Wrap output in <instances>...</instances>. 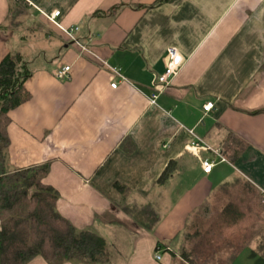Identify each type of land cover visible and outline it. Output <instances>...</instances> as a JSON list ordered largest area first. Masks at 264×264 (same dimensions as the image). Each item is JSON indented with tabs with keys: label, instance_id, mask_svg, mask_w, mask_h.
Listing matches in <instances>:
<instances>
[{
	"label": "crops",
	"instance_id": "1",
	"mask_svg": "<svg viewBox=\"0 0 264 264\" xmlns=\"http://www.w3.org/2000/svg\"><path fill=\"white\" fill-rule=\"evenodd\" d=\"M15 1L0 0V25ZM156 1L26 0L18 28L0 32V61L19 50L33 71L31 98L9 113L7 167L50 162L43 182L59 192V212L106 241L104 258L28 264H171L158 242L178 239L201 203L235 178L264 194V0ZM74 26L93 55L62 30ZM170 47L185 63L159 93ZM196 137L226 160L190 149ZM205 158L215 161L210 173ZM260 247L245 248L243 262L264 260Z\"/></svg>",
	"mask_w": 264,
	"mask_h": 264
},
{
	"label": "trees",
	"instance_id": "2",
	"mask_svg": "<svg viewBox=\"0 0 264 264\" xmlns=\"http://www.w3.org/2000/svg\"><path fill=\"white\" fill-rule=\"evenodd\" d=\"M163 1L157 0L153 5ZM26 7V0H16L10 6L7 23L0 25V32L18 28ZM29 65L30 61L19 50L9 52L0 61V264H28L39 255L104 258L105 239L91 229H77L59 212V192L43 182L50 171V162L16 169L6 165L11 142L9 113L31 98L26 87V81L33 74ZM167 171L161 180L167 176ZM117 186L123 192L126 190L124 186ZM214 195L211 201L206 200L187 215L185 226L176 236L179 242L175 248L170 247L174 240L158 242V249L165 246L170 252L172 264H221L223 261L217 258L220 248L216 242L209 240L207 244L198 224L201 214L209 216L212 212ZM238 206L235 201H229L222 208L218 221L228 227L236 225L243 215ZM238 243L234 248L231 246L222 264H233L250 245L247 239ZM201 244L207 247L205 251L199 250ZM260 246L259 251L264 255V244Z\"/></svg>",
	"mask_w": 264,
	"mask_h": 264
},
{
	"label": "rangeland",
	"instance_id": "3",
	"mask_svg": "<svg viewBox=\"0 0 264 264\" xmlns=\"http://www.w3.org/2000/svg\"><path fill=\"white\" fill-rule=\"evenodd\" d=\"M262 195L263 194L260 193L255 186L245 181L243 178H235L231 184L224 186L221 190L216 192L212 200V212L209 216L201 214L198 224L201 234H204V237L207 238L206 243L208 244L209 240H211V242L215 241L216 245L220 248L219 252L216 254L217 258H223L222 260L224 261V258L227 257L226 255L232 250L230 249L231 246L234 248L239 244L238 242H242L243 239H247V242H250V244L255 241L264 244V197H262ZM229 201L238 203V207L243 213L239 222L230 227L218 221L222 213V208ZM196 240L198 241L199 239ZM178 242L179 239H176L172 246H177ZM202 244L205 245L204 242H202ZM202 244V249L199 250L205 251L207 247ZM226 244L227 246H225ZM247 251H249V249L243 251L240 255L242 259L239 257L236 264H246L243 262L246 261L243 257L247 256ZM261 263L264 264L263 259L257 260V264ZM212 264L217 263L212 262ZM248 264H255V262Z\"/></svg>",
	"mask_w": 264,
	"mask_h": 264
},
{
	"label": "built area",
	"instance_id": "4",
	"mask_svg": "<svg viewBox=\"0 0 264 264\" xmlns=\"http://www.w3.org/2000/svg\"><path fill=\"white\" fill-rule=\"evenodd\" d=\"M60 15H61L60 10H55L51 14H47L48 18L52 21H56L57 18L60 17ZM62 30L65 33V35L75 45H77L80 48V50L83 53H88L90 55L94 54L91 48L87 47L75 36V31L79 30L78 26L68 27V28L62 27ZM165 63H166V68H165L164 73L158 75L155 81L159 93L166 90L172 84L174 77L179 73L185 61H184L183 56L179 53V51L176 48L170 47L168 48L165 54ZM70 70H71L70 65L63 66L56 72L57 78L58 79L68 78V74ZM111 70L115 74L123 77L120 69L111 68ZM111 86L113 88H116L117 83H112ZM156 97H157L156 93H153L151 95L150 99L152 103L156 102ZM213 107H214V102L210 101L204 105V110L207 112V111H210ZM190 149L196 150V151L203 150V149L207 151L209 150V151H212L214 154H216L220 158L221 161L226 160V158L219 151L212 149L209 145H207L202 139L198 137H196L194 141L191 142ZM214 164H215V161L206 159V158L203 159L201 162L202 169L205 173H210L214 167ZM263 197H264V194H263ZM157 257L160 258V255H157Z\"/></svg>",
	"mask_w": 264,
	"mask_h": 264
}]
</instances>
